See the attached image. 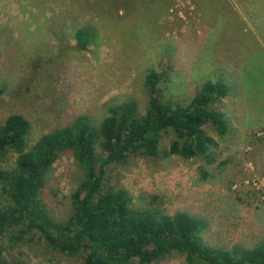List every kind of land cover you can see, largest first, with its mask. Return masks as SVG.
<instances>
[{"label": "rangeland", "instance_id": "1", "mask_svg": "<svg viewBox=\"0 0 264 264\" xmlns=\"http://www.w3.org/2000/svg\"><path fill=\"white\" fill-rule=\"evenodd\" d=\"M103 1L110 7L101 0H0V127L12 115L25 118L30 151L82 116L99 133L109 109L123 103L145 115L151 71L167 72L156 90L174 107L190 106L207 81L221 84L226 96L214 107L228 132L219 136L205 126L214 139L207 155L169 156L176 136L164 132L158 157L136 153L111 166L104 190H127L134 209L199 218L200 236L212 247L255 249L264 240V0ZM85 27L95 31V42L83 50L74 36ZM16 162L9 152L0 169L15 171ZM83 178L72 154L55 161L40 194L55 220L69 218ZM17 235L11 230L2 238L12 264H86L37 235L12 241ZM153 264L187 262L173 253Z\"/></svg>", "mask_w": 264, "mask_h": 264}, {"label": "trees", "instance_id": "2", "mask_svg": "<svg viewBox=\"0 0 264 264\" xmlns=\"http://www.w3.org/2000/svg\"><path fill=\"white\" fill-rule=\"evenodd\" d=\"M100 5L110 7L103 0ZM94 32L87 27L76 30V46L86 50L95 42ZM161 74L151 71L147 75L151 107L145 115L140 116L128 102L110 108L99 133L82 116L71 127L43 136L28 151V121L12 115L4 122L0 160L14 152L17 162L15 171L0 169V264H12L6 260L2 239L11 230L18 231L12 241H31L30 236L37 235L55 250L70 257L82 256L86 264H131L133 260L153 264L173 253L184 255L187 264H264V240L252 250L237 245L229 250L212 247L200 236L203 222L199 218L185 212L170 216L155 209H134L127 190H104L111 166L125 164L136 153L158 157L164 132L176 136L168 155L183 160L209 152L214 139L205 132L206 125L219 136L228 132L225 115L214 107L218 98L226 96L221 84L207 81L190 106L174 107L159 101L156 87ZM99 137L101 156L95 150ZM65 153L80 164L84 178L71 196V215L61 222L42 205L40 194L47 174Z\"/></svg>", "mask_w": 264, "mask_h": 264}]
</instances>
